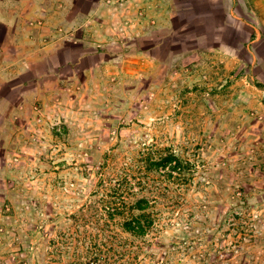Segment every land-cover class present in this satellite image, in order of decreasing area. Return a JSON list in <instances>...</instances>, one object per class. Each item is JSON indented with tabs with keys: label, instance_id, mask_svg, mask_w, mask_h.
I'll list each match as a JSON object with an SVG mask.
<instances>
[{
	"label": "rangeland",
	"instance_id": "374dc122",
	"mask_svg": "<svg viewBox=\"0 0 264 264\" xmlns=\"http://www.w3.org/2000/svg\"><path fill=\"white\" fill-rule=\"evenodd\" d=\"M91 19L0 50V264H264V57ZM149 153L179 168L126 194L150 202L139 235L109 206Z\"/></svg>",
	"mask_w": 264,
	"mask_h": 264
},
{
	"label": "crops",
	"instance_id": "0c3cea01",
	"mask_svg": "<svg viewBox=\"0 0 264 264\" xmlns=\"http://www.w3.org/2000/svg\"><path fill=\"white\" fill-rule=\"evenodd\" d=\"M80 6V0H0V50L10 43L15 50H27L25 42L39 39L38 27L52 36L57 31L51 26L84 25L97 13L104 30H124L132 40L140 35L155 40L158 32H165L169 42H189L185 50H218L241 61L246 50L252 64L264 57L252 51L264 43V0H114V5L90 0L86 11ZM103 6L115 9L114 17L103 15Z\"/></svg>",
	"mask_w": 264,
	"mask_h": 264
},
{
	"label": "trees",
	"instance_id": "16d2710c",
	"mask_svg": "<svg viewBox=\"0 0 264 264\" xmlns=\"http://www.w3.org/2000/svg\"><path fill=\"white\" fill-rule=\"evenodd\" d=\"M143 162L145 166L141 168V178L137 177L136 183L133 184L129 180V176L131 172L129 168L125 167L122 173H118V181H120V187L115 188V193L117 195V201L110 203V214L112 216H116L122 218L120 223L123 224V228L127 231L137 233L142 235L147 230V227L151 225L154 220L151 218V215L147 214L145 210L149 208L150 202L146 197L138 198L134 203L128 202L126 194L136 196L138 193H143L144 190H148L150 192L155 191V189H159L156 185L150 184V175L146 174L147 172L144 169H147L149 172H160V168L167 167L168 164L172 165V170L175 171L179 168V164L176 163L173 166V162L177 161V158L174 154L162 156V154H152L149 153L145 157H143ZM146 167V168H145ZM131 177V176H130ZM135 178V177H134ZM174 178V177H173ZM136 179V178H135ZM156 180V179H153ZM159 183V181H158ZM168 189V188H166ZM138 192V193H137ZM139 211L140 213H136Z\"/></svg>",
	"mask_w": 264,
	"mask_h": 264
},
{
	"label": "built area",
	"instance_id": "2783aa9c",
	"mask_svg": "<svg viewBox=\"0 0 264 264\" xmlns=\"http://www.w3.org/2000/svg\"><path fill=\"white\" fill-rule=\"evenodd\" d=\"M106 3L108 5H114V0H106ZM114 29V28H113ZM115 30V29H114Z\"/></svg>",
	"mask_w": 264,
	"mask_h": 264
}]
</instances>
